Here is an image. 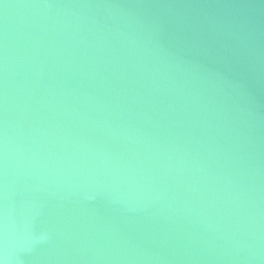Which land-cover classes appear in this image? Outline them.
Here are the masks:
<instances>
[{"label":"water","instance_id":"95a60500","mask_svg":"<svg viewBox=\"0 0 264 264\" xmlns=\"http://www.w3.org/2000/svg\"><path fill=\"white\" fill-rule=\"evenodd\" d=\"M0 264H264V0H0Z\"/></svg>","mask_w":264,"mask_h":264}]
</instances>
